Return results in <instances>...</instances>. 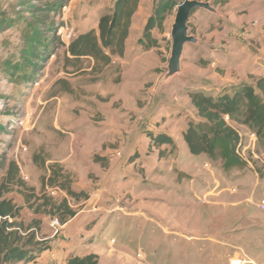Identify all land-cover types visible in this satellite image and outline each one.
Returning a JSON list of instances; mask_svg holds the SVG:
<instances>
[{
	"label": "rangeland",
	"instance_id": "obj_1",
	"mask_svg": "<svg viewBox=\"0 0 264 264\" xmlns=\"http://www.w3.org/2000/svg\"><path fill=\"white\" fill-rule=\"evenodd\" d=\"M114 1L0 0V190L6 189L2 198L20 209L19 220L24 223L40 220V239L76 244L72 249L79 254L96 244L99 255L105 251L111 255L104 264H144L135 257L138 252L147 264H229L237 255L249 264H264V210L248 202L251 195L255 204L264 199V165L259 163L255 171L243 165L225 171L219 159L191 156L183 141H173L161 153L158 150V157L165 161L128 163L138 154L146 159L153 151L148 143L152 129L142 120L130 121L124 141L93 139L97 134L90 133V127L99 129L110 122L105 107L131 111L135 100L139 107L143 98L144 102L151 98L170 55L176 6L167 12L161 31L151 32L158 46L141 50L145 70H151L142 81L120 80L117 66L98 75L90 73L91 60L78 66L66 63L69 37L96 30L100 15L110 12ZM161 1L165 0H140L132 40L141 39L142 29ZM198 1L209 2L218 14L202 9L190 14L189 35L199 43L184 47L185 77L173 79L157 93V100L168 104L173 87H181L183 97L177 96L176 101L181 114L189 113L184 96L191 80L207 84L208 91L217 95L233 92L234 85L224 80L226 75L235 79L246 75L248 83L264 75V0ZM148 90L149 95H144ZM123 114L119 109L118 118ZM126 115L135 118L133 113ZM233 128L242 135L249 131ZM258 150L264 151L262 139ZM113 158L120 161L116 168L128 177L109 179L105 185L109 195L100 200L98 206L104 208L99 211L89 212L94 202L90 208L71 202L77 211L68 226L73 235L60 236L62 228L51 241V216L35 209L47 198L59 202L66 194L50 197L46 188L60 189L62 177L71 184L96 187ZM141 166L148 175L140 171ZM53 171H59V177L50 183ZM207 192L221 196L206 198ZM85 220L86 231L78 226ZM79 237L88 245L77 244ZM56 249L55 242L37 264L61 261V250L68 249L59 246L61 254Z\"/></svg>",
	"mask_w": 264,
	"mask_h": 264
},
{
	"label": "trees",
	"instance_id": "obj_2",
	"mask_svg": "<svg viewBox=\"0 0 264 264\" xmlns=\"http://www.w3.org/2000/svg\"><path fill=\"white\" fill-rule=\"evenodd\" d=\"M139 3L140 0H115L112 10L100 15L96 30L91 29L71 37L65 52L66 63L78 66L91 60L93 66L90 67V73L100 75L111 66L112 57L122 58L131 20ZM176 5L170 0L156 4L139 41L145 50L158 46L151 32L154 29L161 31L167 12ZM188 98L200 119L196 124L189 122L183 134V141L189 154L194 157L208 156L214 160L219 159L225 171L244 166L235 153L238 133L233 126L247 128L257 135L258 142L260 139L264 142V77L253 78L250 83L238 85L231 94L222 91L212 96L201 91H192L188 93ZM224 117H228V121H225ZM148 138L150 147L160 148L173 143L172 138L165 134L149 133ZM102 160L98 158L97 161ZM52 173L50 183L59 177V171ZM62 178L64 182L59 185L66 197L59 202L47 198L38 205L35 212L49 215L51 218L56 217L64 225L77 213L70 203L77 204L88 200L89 197L85 192L74 191L68 177ZM2 189L4 190H0V264L35 263L50 249L49 243L39 238L41 222L39 219H32L26 224L19 220L20 209L13 205L10 199L2 198L6 191L5 187ZM98 261L99 256L89 252L82 256L70 255L62 264H98Z\"/></svg>",
	"mask_w": 264,
	"mask_h": 264
},
{
	"label": "crops",
	"instance_id": "obj_3",
	"mask_svg": "<svg viewBox=\"0 0 264 264\" xmlns=\"http://www.w3.org/2000/svg\"><path fill=\"white\" fill-rule=\"evenodd\" d=\"M134 22H135V14L132 17L131 25L129 28L128 38L126 39V42H125L124 56L122 58L112 57L111 66L109 68L105 69V70H108L113 66L119 67L120 73H121V79L120 80H123V79L129 80L130 79V81H132L136 77L135 78L136 80L140 79L142 81L148 73H151L150 69L148 71L145 70L144 60L141 59L142 58L141 57V53H142L141 50L143 47H142V44H141V46L139 44L137 45V42H139L140 38H138L136 41L131 39L132 35L135 34V31H134L135 23ZM137 74H139V75H137ZM230 75H226L224 77V80L226 79L227 81H230L231 83H229L228 85H234L233 88L237 87L240 84L248 83V81H249V79L246 77V75H243V74H239L240 76H238L236 79L231 77L232 75L231 76ZM260 77H264V75H262ZM175 78H177V77H175ZM179 78H183V77H179ZM132 85L135 86L134 83ZM189 85H190V88L186 90V95L184 96L187 99V102L189 104L188 105L189 106V109H188L189 113L187 112V114L186 113L181 114V112H180L181 107H180V105L176 104L177 96L180 95L183 97V94H184L183 91L181 90L182 89L181 87H179V86H176L175 88L173 87V89H172L173 94H169L170 99L168 100L169 101L168 104H164V102L162 100H159V101L157 100L158 99V95H157L158 90L161 89V88H158L157 90H154V92L150 95L151 98H149L148 101L145 100L146 102H144V98H143V102H142L143 104L141 106L138 107L137 106L138 100L137 101L135 100V105H134L135 109H133L131 111L130 110L127 111L126 108H124V109L123 108H115V107L113 108L111 105H110V107H105L104 108L105 115L107 114L108 117H110V122L101 125V127H97L99 129H92V127H96V126L90 127L91 128L90 133L97 134V136L93 139L99 138L100 140H104V141L111 139V141H115V142L116 141H120V142L124 141L125 139H128V138H126V136L130 133V131H129L130 127H131L130 121L136 122L138 120H142L144 123H146L150 127V129H152L149 132H151L153 134H165V135L172 138V140L174 141V144H176L177 141L178 142L183 141V134H184L189 122L196 124L200 121V119L196 115L195 109L190 105L188 93H190L192 91H201V92H204V93L212 95V96H216V93H218V92L211 93L210 91H208L209 86L205 83H200L199 81H192L191 80ZM191 85H193V87ZM162 88H164V87H162ZM150 93H151V91H150ZM143 94L149 95V90H148V93L143 92ZM119 109H121V112H124V114L121 115V118H118V110ZM126 112L133 113L135 118L130 120L131 117H127ZM188 117H190V118L188 119ZM176 133H179V135L174 136V134H176ZM119 139H121V140H119ZM148 143H149V141H148ZM127 145H129V141H127ZM168 146L171 147V145H164V146H161L160 148H157V149L153 147L152 148L153 151L150 152V154L146 153V154H149L148 156L145 157L146 159H142L141 155L138 154V158H136L132 161L130 160V161H128V163L135 164L137 161H139V165H140L142 163H148L149 164L151 162V160H155L156 162H158L160 160L162 161L163 159H160L158 157V152L164 151V149L167 148ZM185 146H186V144H185ZM147 148H149V147H147ZM186 150L188 151V149H186ZM134 151L140 152L137 149H134ZM104 155H105V153H104ZM201 157L204 158L206 156H201ZM163 161H165V160H163ZM118 162L120 164V161L116 158L111 159V162L108 164V167L106 168L104 173H102V175L99 179L98 185L96 184V187H92L90 185L87 186L85 184L77 183V181L72 182L71 188L74 191H76V192L82 191L88 195V197H89L88 200L83 201V203L85 205H87L88 208H90L89 204L91 202H94V206L90 208L91 210H89V212L99 211L100 209L104 208L103 207L104 205L100 204V205H102V207H103L102 208V207L98 206V204L102 198H105L109 195L108 189L105 187V185L109 181V179H113V181H125V179L128 177V176L123 175L126 173L124 170L116 168L119 165ZM140 171H142L148 175V173L145 172V169H143L142 166L140 167ZM135 177L138 178V176H135ZM211 193H212L211 196L217 197V198L220 195V193H213V192H211ZM127 194H129V193H125L126 196H128ZM237 194H239V192ZM237 194H235V197L239 198L237 196ZM216 204H218V203L216 202ZM133 208L135 209V213L141 214V212H138V210L135 207H133ZM103 211L105 212V210H103ZM76 218H77V216H75L74 218H72L66 224L63 225V232L61 233L60 236L65 237L68 235H73L70 232V228H68V226ZM86 222L87 221L85 220V222L82 226L78 225L79 227H83L82 229H84L85 231H86V229H85ZM50 238H51V241L54 239L53 236ZM54 241L56 242L57 249L59 248V246L65 247L68 249L67 251L61 250L62 256H63L62 260L57 262L56 264H62L64 262V260L70 255L82 256L85 253H89V252H94L99 256L98 264H104L105 259H107V258L109 260L111 259V258H109V257H111V255L109 254L108 251L107 252L105 251L103 253V256L99 255L98 254L99 249H97V245L93 244V243H91L89 245L85 244L82 241L81 237H79L77 239V242L76 241L75 242L77 244L79 243V245L81 244L82 247H85V245H88L87 246L88 248L84 249L83 250L84 252L82 254H79L77 252L78 250L72 249V247L76 244H73V245H66L67 243L59 244L60 240H53L52 242H49V245L51 248L53 246H55ZM94 243H96V242H94ZM105 244L107 245V243H105ZM57 251H58L57 253L61 254L59 250H57ZM52 258H53V260H56L54 254L52 255ZM38 260L35 263H28V264H37ZM127 264H129V263H127Z\"/></svg>",
	"mask_w": 264,
	"mask_h": 264
},
{
	"label": "water",
	"instance_id": "obj_4",
	"mask_svg": "<svg viewBox=\"0 0 264 264\" xmlns=\"http://www.w3.org/2000/svg\"><path fill=\"white\" fill-rule=\"evenodd\" d=\"M198 9L218 14V11L209 2L182 0L176 5V13L170 31V55L165 72L159 79L158 88L167 86L175 77H185V73L181 68L184 47L186 44L197 45L199 43V39L189 35L188 26L190 14Z\"/></svg>",
	"mask_w": 264,
	"mask_h": 264
},
{
	"label": "built area",
	"instance_id": "obj_5",
	"mask_svg": "<svg viewBox=\"0 0 264 264\" xmlns=\"http://www.w3.org/2000/svg\"><path fill=\"white\" fill-rule=\"evenodd\" d=\"M60 36L62 37L64 35ZM224 120L228 121V117H224ZM235 153L240 161H242L244 166L246 168L252 169L253 171L256 170L255 168H257L256 166H258L259 163L260 165H264V151L258 150V137L254 132L248 131V133L245 135L238 133V143ZM204 166L207 167L208 163H205ZM217 189H219V186H217ZM46 193L50 197H54L58 194H63V192L57 187H47ZM231 193H237V189L232 188ZM211 195V192H207L205 197L207 198V196ZM248 202L249 204L259 208L260 210H264V199H261L258 204H255L251 195ZM49 228L52 232V236L54 237L63 228V225L56 217H52L49 221ZM111 242L114 243L113 240ZM135 257L139 260H142L144 264H147L145 257L140 252H138ZM229 264H249V262L244 258H239V255H237V257L235 256L229 261Z\"/></svg>",
	"mask_w": 264,
	"mask_h": 264
},
{
	"label": "bare ground",
	"instance_id": "obj_6",
	"mask_svg": "<svg viewBox=\"0 0 264 264\" xmlns=\"http://www.w3.org/2000/svg\"><path fill=\"white\" fill-rule=\"evenodd\" d=\"M59 34H60V35H64V32H63V31H60Z\"/></svg>",
	"mask_w": 264,
	"mask_h": 264
}]
</instances>
